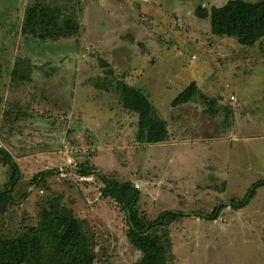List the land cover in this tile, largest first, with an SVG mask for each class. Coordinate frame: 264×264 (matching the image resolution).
I'll return each mask as SVG.
<instances>
[{
  "label": "rangeland",
  "instance_id": "1",
  "mask_svg": "<svg viewBox=\"0 0 264 264\" xmlns=\"http://www.w3.org/2000/svg\"><path fill=\"white\" fill-rule=\"evenodd\" d=\"M36 1L0 0V148L21 173L16 203L0 208V239L36 228L52 202L79 220L93 264H134L140 253L126 240L124 214L100 198L95 173H77L90 164L133 183L149 220L224 206L213 222L191 216L169 227L171 264H264V187L245 207L229 206L264 179V38L240 46L195 15L228 0H39L79 27L42 41L23 31ZM100 60L149 97L153 118L166 123L162 143L146 142L113 86L94 88L110 79ZM192 82L194 99L171 107ZM8 176L0 157V191Z\"/></svg>",
  "mask_w": 264,
  "mask_h": 264
},
{
  "label": "trees",
  "instance_id": "2",
  "mask_svg": "<svg viewBox=\"0 0 264 264\" xmlns=\"http://www.w3.org/2000/svg\"><path fill=\"white\" fill-rule=\"evenodd\" d=\"M195 15L208 19L210 33L217 37H231L244 47L253 46L264 38V0L247 2L228 0L221 6H212L209 10L198 7ZM75 20L63 16L55 7L36 1L26 12L23 31L39 40L67 38L73 31L78 32ZM100 67L106 68L104 78L94 84L97 90L107 92L112 86L117 92L122 108L137 117V126L145 133L148 144L162 143L167 137L166 123L154 119L153 105L142 91L114 77L109 65L100 60ZM197 86L190 83L171 102V107L190 103L197 94ZM0 157L9 168V176L0 191V208L15 204L13 192L21 179V173L12 156L0 148ZM77 173L86 177L95 173L101 183L100 198L112 199L124 214L126 225L125 237L129 245L140 253L134 264H171L169 255L172 250L169 227L186 217H197L206 222L215 221L221 210L218 204L210 213L181 212L166 210L155 219L149 220L139 208L141 193L131 182H119L113 174H104L93 165H79ZM54 173L47 170L37 173L32 178L34 185H39ZM264 187V179L253 183L242 200L231 201L229 206L238 210L247 205L257 190ZM28 193L20 196L24 200ZM40 222L36 228L12 238L0 239V264H93L95 256L90 238L85 234L79 220L65 207L50 202L40 213Z\"/></svg>",
  "mask_w": 264,
  "mask_h": 264
}]
</instances>
